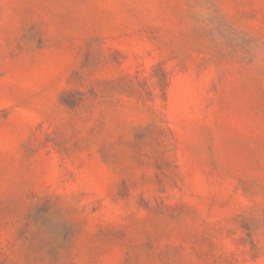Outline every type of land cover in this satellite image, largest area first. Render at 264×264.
<instances>
[{"label": "rangeland", "instance_id": "374dc122", "mask_svg": "<svg viewBox=\"0 0 264 264\" xmlns=\"http://www.w3.org/2000/svg\"><path fill=\"white\" fill-rule=\"evenodd\" d=\"M0 264H264V0H0Z\"/></svg>", "mask_w": 264, "mask_h": 264}]
</instances>
